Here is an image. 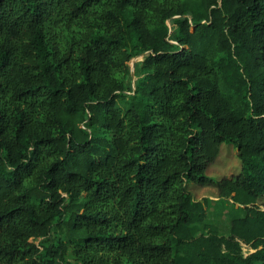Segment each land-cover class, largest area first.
<instances>
[{
	"label": "trees",
	"instance_id": "trees-1",
	"mask_svg": "<svg viewBox=\"0 0 264 264\" xmlns=\"http://www.w3.org/2000/svg\"><path fill=\"white\" fill-rule=\"evenodd\" d=\"M187 183L243 206L227 235ZM69 253L264 264V0H0V264Z\"/></svg>",
	"mask_w": 264,
	"mask_h": 264
},
{
	"label": "rangeland",
	"instance_id": "rangeland-1",
	"mask_svg": "<svg viewBox=\"0 0 264 264\" xmlns=\"http://www.w3.org/2000/svg\"><path fill=\"white\" fill-rule=\"evenodd\" d=\"M143 59L142 55L134 57L129 61L128 65L132 79L137 74L135 64ZM239 172L240 160L237 157L236 149L231 144H222L217 159L208 167L206 175L211 179L218 180L233 177ZM187 189L192 194L194 200L200 202L207 201L205 204L207 220L217 226L220 235L228 234L232 219L244 215L243 206L233 203L228 198H218L216 190L211 187H201L193 183H187ZM31 241L38 244L40 239H31ZM241 247L244 256L252 252L245 245H241ZM66 259L71 264L75 262V257L71 253L67 255Z\"/></svg>",
	"mask_w": 264,
	"mask_h": 264
}]
</instances>
